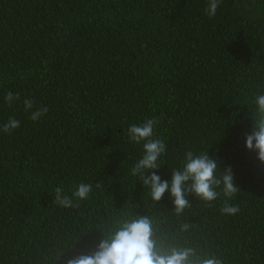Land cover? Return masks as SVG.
<instances>
[{
    "label": "trees",
    "instance_id": "16d2710c",
    "mask_svg": "<svg viewBox=\"0 0 264 264\" xmlns=\"http://www.w3.org/2000/svg\"><path fill=\"white\" fill-rule=\"evenodd\" d=\"M208 3L0 0V127L20 121L0 130V264H66L95 250L98 228L134 214L193 259L264 264V163L245 146L264 94V0H222L214 17ZM9 91L20 96L11 106ZM25 99L47 114L33 122ZM153 117L161 179L186 151L208 149L231 167L238 213H221L222 194L214 204L189 195L181 216L169 192L151 200L130 174L143 144L127 130ZM81 182L93 187L79 207L53 202L56 187L71 196Z\"/></svg>",
    "mask_w": 264,
    "mask_h": 264
},
{
    "label": "clouds",
    "instance_id": "9594fccd",
    "mask_svg": "<svg viewBox=\"0 0 264 264\" xmlns=\"http://www.w3.org/2000/svg\"><path fill=\"white\" fill-rule=\"evenodd\" d=\"M221 3L222 0H209L206 14L214 17ZM19 99V93L13 94L9 91L5 95V102L9 106ZM23 103L24 110L31 112L30 119L33 122L46 115L49 110L46 106L33 110L35 102L30 99H25ZM254 103L255 111L251 112L254 124L251 133L245 135V146L249 151L255 152L257 159L264 163V94L258 92ZM158 123L159 120L153 117L142 124H132L127 130L131 142L143 144L142 158L130 169V174L139 177L151 200L157 204L169 192L174 205L173 212L181 216L191 207L187 198L189 195L206 204H214L222 194L224 203L220 208L221 213H238L239 208L229 203L239 190L234 183L231 167L221 170L219 161L209 155L208 149L199 154L186 151L182 167L172 169L171 180L161 179L157 170L162 165L159 161L166 153V144L163 139L155 136V126ZM19 127L20 121L10 117L0 130L10 134ZM92 187L91 184L81 182L71 196L65 194L62 187H56L53 202L66 209L79 207L80 201L89 198ZM100 187L101 183H97L96 188ZM189 228L190 225L185 223L180 226V231L186 232ZM97 230L102 239L95 250L89 254L68 258L66 264H222L214 256L193 259L196 250L177 246L173 242L174 238L170 240L150 215H126L111 226Z\"/></svg>",
    "mask_w": 264,
    "mask_h": 264
}]
</instances>
